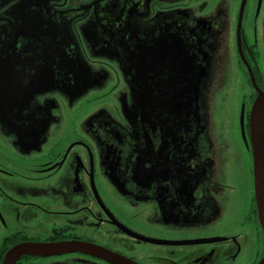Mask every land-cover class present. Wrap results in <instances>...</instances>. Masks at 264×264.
Returning a JSON list of instances; mask_svg holds the SVG:
<instances>
[{
    "label": "flooded vegetation",
    "instance_id": "obj_1",
    "mask_svg": "<svg viewBox=\"0 0 264 264\" xmlns=\"http://www.w3.org/2000/svg\"><path fill=\"white\" fill-rule=\"evenodd\" d=\"M218 52L231 83L198 95ZM261 92L264 0H0V260L21 241H81L133 264H257ZM243 152L249 195L214 198L240 195L228 167Z\"/></svg>",
    "mask_w": 264,
    "mask_h": 264
},
{
    "label": "water",
    "instance_id": "obj_2",
    "mask_svg": "<svg viewBox=\"0 0 264 264\" xmlns=\"http://www.w3.org/2000/svg\"><path fill=\"white\" fill-rule=\"evenodd\" d=\"M250 137L253 159V191L257 202L259 223L264 230V92L254 101L250 114ZM80 250L103 257L117 264H133L120 255L106 251L99 245L81 241L37 242L21 241L11 246L3 255L1 264H15L22 255H52L65 251ZM257 264H264V256Z\"/></svg>",
    "mask_w": 264,
    "mask_h": 264
},
{
    "label": "rangeland",
    "instance_id": "obj_3",
    "mask_svg": "<svg viewBox=\"0 0 264 264\" xmlns=\"http://www.w3.org/2000/svg\"><path fill=\"white\" fill-rule=\"evenodd\" d=\"M218 50L219 49L217 48L216 52ZM211 58H212V55H211ZM215 61L217 64V69L214 72H212V74H210V71H209V74H207L208 73V67H204L203 72H205V73L202 74V77H200L197 81V86H198L197 93H198V95L207 96L208 93H210L212 90L214 91V93L217 94L216 89H219V88L221 89V88H223V86H226V88H227L228 87L227 83L228 84H229V82L231 83L230 78H229V74H228L229 73L228 71L230 70V63L228 62L227 56L224 53L222 55H221V53H219V56L217 57V59ZM211 82L214 85V87L213 88L207 87V84H210ZM231 89H232L231 91L233 92L232 94L234 95L233 97L236 100V103L240 102V99L242 96L241 94L244 92V89H237L234 86H232ZM234 117H235V114H234ZM234 121H236V117H235ZM236 126H237V124L234 123L235 131H236L235 133L238 134V128ZM248 161H249L248 157L245 155V152H243V155H242V166L243 167H240V164L237 167L234 163H232V165L228 167V170H230L229 171L230 172L229 182L231 184H233L234 180L238 181L236 178L237 172L238 171L242 172V168L244 170L243 179L241 180V182L238 181L239 182L240 195L238 192H236V194H235L230 189L229 193L225 192L223 195H221V196L218 195L214 198L249 195V191L251 189V180H249V173H248L247 166H246Z\"/></svg>",
    "mask_w": 264,
    "mask_h": 264
},
{
    "label": "trees",
    "instance_id": "obj_4",
    "mask_svg": "<svg viewBox=\"0 0 264 264\" xmlns=\"http://www.w3.org/2000/svg\"><path fill=\"white\" fill-rule=\"evenodd\" d=\"M1 256H2V255H0V259H1ZM0 262H1V260H0Z\"/></svg>",
    "mask_w": 264,
    "mask_h": 264
}]
</instances>
